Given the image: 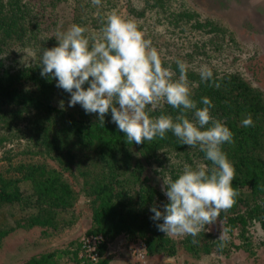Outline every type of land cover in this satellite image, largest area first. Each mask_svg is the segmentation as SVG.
Here are the masks:
<instances>
[{
	"label": "rangeland",
	"instance_id": "374dc122",
	"mask_svg": "<svg viewBox=\"0 0 264 264\" xmlns=\"http://www.w3.org/2000/svg\"><path fill=\"white\" fill-rule=\"evenodd\" d=\"M22 1L32 14L36 12L38 21L53 18L54 22L47 27L39 22V28L32 27L21 39L8 38L3 55L13 65L29 60L40 64L45 37L76 24L78 0ZM113 11L138 26L158 49L164 66L175 73L174 79L179 76L177 60L187 64L195 80H200V67L207 65L213 74L238 75L264 98V0H102L81 26L87 33L98 32V17ZM61 94L59 102L76 117V106H68L70 94ZM4 114L0 120V180H15L28 194L27 168H55L71 186L73 200L71 207L54 208L55 217L47 225H28V220L21 218L31 211L21 212L30 207L26 201L0 206V231L6 225L12 227L0 237V264H80L75 253L92 224L97 203L93 184L102 176L101 162L93 153L87 159L73 153L72 157L56 156L36 130L39 115L29 109L7 106ZM152 176L161 186L159 178ZM261 198L262 211L245 201L221 211L218 219L200 232L196 245L191 236L172 237L176 246L172 255L156 253L141 260L127 236L120 234L107 245L105 256L110 264H264V229L254 216L264 218V196Z\"/></svg>",
	"mask_w": 264,
	"mask_h": 264
},
{
	"label": "trees",
	"instance_id": "16d2710c",
	"mask_svg": "<svg viewBox=\"0 0 264 264\" xmlns=\"http://www.w3.org/2000/svg\"><path fill=\"white\" fill-rule=\"evenodd\" d=\"M77 6L76 24L81 25L92 14L94 6L90 0H78ZM33 13L25 1L0 0V120L7 106L29 109L39 115L36 130L56 156L64 154L72 157L70 153H73L87 159L89 153H93L101 162L102 176L93 184L97 203L92 209V224L86 234L102 235L99 258L91 261L80 257L78 243L76 263L108 264L109 258L105 256L107 245L120 234L127 236L131 246L143 243L145 255L174 254V240L158 231L156 224L162 221H153L151 217L154 213L150 209L154 205L162 209L168 202L162 192L164 179L177 178L185 164L195 167L205 163L211 166L210 162L204 160V154L198 149L181 145L171 132L163 140L157 138L141 145H131L126 142L124 133L119 132L111 122L110 112L105 116L104 125H101L97 114H86L79 104L76 105V117L61 108L58 97L65 91L56 87L57 82L50 75L41 76L42 69L36 60L13 65L3 55V45L8 38L15 36L21 39L32 27L39 28V22L44 27L52 26L53 18L38 21L36 12ZM100 16L101 20L105 15ZM57 43L55 35L45 37V48L57 46ZM187 78L198 105L203 106L199 103L201 97H209L215 105L211 109L212 116L222 120L234 134L235 142L223 145L235 168L233 187L239 193L232 208L245 201L246 205L252 204L253 208L262 211L259 209L264 196L262 94L236 74H214L219 88L210 87L211 82L193 79L190 73H187ZM162 113L175 116L176 110L164 104L151 115ZM248 116H251L254 126L244 127L241 122ZM151 174L159 178L161 186L154 182ZM25 178L30 186L28 194L15 185V180H0V206L28 202L30 207L27 205L21 211L31 210L21 215L23 220H28V225H47L55 217L54 208L71 207L72 188L57 169L32 165L27 168ZM254 216L264 229V218ZM4 228L0 237L12 227L6 225Z\"/></svg>",
	"mask_w": 264,
	"mask_h": 264
},
{
	"label": "clouds",
	"instance_id": "9594fccd",
	"mask_svg": "<svg viewBox=\"0 0 264 264\" xmlns=\"http://www.w3.org/2000/svg\"><path fill=\"white\" fill-rule=\"evenodd\" d=\"M91 4L100 7L102 0ZM100 23L98 32L87 33L79 24L57 31V46L42 51L40 74L50 75L57 88L70 94L69 107L79 104L86 114H97L101 125L110 112L111 122L128 144L163 140L171 132L181 145L204 154L211 166L185 164L177 178L163 180L168 202L162 209L155 205L150 209L151 219L162 221L156 224L158 231L169 237L191 236L196 245L206 225L230 209L239 195L233 187L235 168L223 150V145L235 142L234 134L212 116L215 105L209 97H201L203 106L193 98L184 61H176L179 76L174 79L175 73L164 66L158 49L134 22L113 11ZM198 75L202 82H211L210 87H220L207 65L200 67ZM164 104L176 115H151ZM241 123L254 126L251 116Z\"/></svg>",
	"mask_w": 264,
	"mask_h": 264
},
{
	"label": "built area",
	"instance_id": "2783aa9c",
	"mask_svg": "<svg viewBox=\"0 0 264 264\" xmlns=\"http://www.w3.org/2000/svg\"><path fill=\"white\" fill-rule=\"evenodd\" d=\"M102 241L103 237L100 234L84 235L79 243V256L91 261H96L99 258L98 249ZM132 249H134L136 256L139 259L142 260L145 258L143 243H136L132 246Z\"/></svg>",
	"mask_w": 264,
	"mask_h": 264
},
{
	"label": "crops",
	"instance_id": "0c3cea01",
	"mask_svg": "<svg viewBox=\"0 0 264 264\" xmlns=\"http://www.w3.org/2000/svg\"><path fill=\"white\" fill-rule=\"evenodd\" d=\"M107 253V252H106ZM111 261L108 262V264H110Z\"/></svg>",
	"mask_w": 264,
	"mask_h": 264
}]
</instances>
